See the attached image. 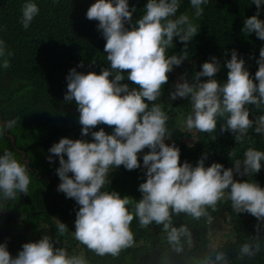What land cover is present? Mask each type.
<instances>
[{"label": "trees", "instance_id": "obj_1", "mask_svg": "<svg viewBox=\"0 0 264 264\" xmlns=\"http://www.w3.org/2000/svg\"><path fill=\"white\" fill-rule=\"evenodd\" d=\"M26 2L28 0H0V40L5 42L6 52L12 53L0 58V113L5 122L15 120L11 135L16 139L17 149L26 153L30 163L22 160V155L13 148L5 132L0 135V156L5 150L13 152L21 163H26L31 179L27 195L17 192L15 199H6L0 190V245L6 244L15 258L17 250H22L19 244L38 242L45 233H49L53 248L64 250L69 258L79 241L71 238L68 220L77 214L79 205L58 191L61 183L57 175L59 157L52 156L49 149L61 138L84 139L75 101L64 100L66 77L70 70L76 68L84 74H100L102 69H110V63L106 59V41L98 30V21L86 17L88 8L96 0H31L37 4L39 14L24 30L20 18L22 5ZM147 2L129 0L130 9L133 6L137 9L132 22L125 25L129 30L144 15ZM178 3L179 9L170 19L187 15L198 31L187 47L179 37H174L173 46L166 50V55L179 56L186 52L187 58L181 65L173 66L168 74L169 81L162 87L157 100L145 102L150 108L153 104L159 105L168 116L165 143L169 146L175 144L180 149L181 165L187 161L195 167L206 156V168L219 163L224 170L233 171L236 161H240L234 182L255 183L264 188V160L258 173H246L243 164L248 149L264 152V123L260 120L264 117V100L245 104L250 126L243 133L228 128L229 114L226 113L222 117L217 116V127L213 132L197 130L198 141L191 145L185 139L195 135L184 132L180 125V119L186 121L192 112L191 97H177L171 107L163 98L175 88L178 77L189 84L197 83L195 74L202 71L203 63L212 62L213 57L220 65V71L214 78L221 84L226 83L229 71L226 64L233 50L238 53L239 59L245 61V69L258 85L255 73L259 68L264 40H260L255 33L243 31L245 21L256 15L257 6L253 0H207L201 5L202 15L197 16L191 0H178ZM259 13L258 18L264 21V0ZM5 58L10 62L7 69L2 66ZM81 63L83 67H78ZM123 75L125 79L121 83L128 84L130 89L138 87L127 79L126 71ZM207 79L202 77L200 82ZM253 95L259 98L258 92ZM101 128L108 134L113 132V128L106 125H99L93 130ZM257 128H260L259 132ZM84 140L92 142L91 135ZM149 151L145 148L138 154L141 168L131 171L124 166L111 168L109 183L102 189L118 192L122 198L130 200L128 208L134 216L130 224L133 233L131 245L113 256L98 255L82 244L87 264H264V218H257L243 210L237 211L230 198V187L224 190V196L215 206H204L205 214L199 218L184 212L177 214L170 209L171 224L167 231L163 224L154 221L146 227L141 226L135 216V204L142 198L138 189L141 183L146 182L147 171L143 168V155ZM49 156H52V162H49ZM40 166L46 172L41 171ZM58 223L66 225L64 233L58 231ZM226 223L231 225L230 232L218 240V246L214 248L212 245L217 242L218 227L222 228ZM182 227L186 232L180 235L179 243L170 242L168 234L171 228ZM245 244L251 246L254 255L242 254L241 248ZM220 253H223L224 259L217 260Z\"/></svg>", "mask_w": 264, "mask_h": 264}, {"label": "clouds", "instance_id": "obj_2", "mask_svg": "<svg viewBox=\"0 0 264 264\" xmlns=\"http://www.w3.org/2000/svg\"><path fill=\"white\" fill-rule=\"evenodd\" d=\"M205 3L207 0H191L197 16L202 15L201 5ZM253 3L258 11L245 21L243 31L255 33L264 40V21L258 18L262 0H253ZM178 9V0H148L144 15L131 30L125 25L132 22L137 9L135 6L130 9L129 0H96L86 13L87 19L98 21V30L106 41L104 52L110 69L104 68L100 74H84L72 68L66 77L64 100L75 101L81 135L84 139L91 135L92 142L61 138L49 151L52 156L59 157L57 175L61 183L58 191L79 205L75 238L98 255L115 256L133 241L130 224L134 216L128 208L130 200L122 198L118 192L102 189L109 183L111 168L124 166L129 171L141 168L138 154L145 148L150 150L143 155L146 182L139 185L142 198L135 204V216L141 226L146 227L154 221L163 224L167 231L171 224L170 209L177 214L184 212L199 218L205 214L204 206H215L229 187L237 211L264 218V188L255 183L234 182L232 169L224 170L219 163L206 168V156L195 167L187 161L181 165L180 149L175 144L169 146L165 143L168 116L159 105L153 104L150 108L145 102L157 100L162 87L169 81L168 74L173 66L181 65L187 58L186 52L179 56L166 55V50L173 46L174 37H179L187 47L198 31L187 15L170 19ZM21 13L20 23L27 30L39 14V8L28 0L22 5ZM11 55L6 52L5 42L0 40V58ZM92 63L95 64V60ZM258 65L255 73L257 85L245 69V61L239 59L233 50L226 64L229 70L226 83L221 84L214 78L220 65L213 57L212 62L203 63L202 71L195 74L197 83L177 84L172 99L191 97L192 112L185 121L187 128L211 133L217 127V116L227 113L228 128L241 133L247 130L250 120L245 104L264 100V48L260 50ZM2 66L9 68V60L3 59ZM125 71L127 79L138 87L130 89L128 84L121 83ZM202 77H207V81L200 82ZM254 92L259 93V98L253 95ZM260 120L264 123V117ZM14 125L15 120L0 123V135ZM99 125L113 128L112 134L103 128L94 131ZM52 156L48 157L49 162H52ZM262 160L264 152L248 149L243 160L245 172L258 173ZM236 169L239 171L240 161H236ZM30 183L26 163H21L13 152L5 150L0 156V190L4 197L15 199L17 192L27 195ZM57 228L60 233L66 231L63 223H58ZM184 232L183 227L171 228L169 241L178 244ZM241 252L249 256L255 254L248 244L242 246ZM216 259H224L223 253ZM0 264L85 262L81 258H68L64 250L54 249L49 237L44 236L38 242L25 243L15 258L6 244L0 245Z\"/></svg>", "mask_w": 264, "mask_h": 264}, {"label": "rangeland", "instance_id": "obj_3", "mask_svg": "<svg viewBox=\"0 0 264 264\" xmlns=\"http://www.w3.org/2000/svg\"><path fill=\"white\" fill-rule=\"evenodd\" d=\"M179 83H184V81L181 78L178 77L177 81H176V85L179 84ZM175 91H176V86L169 94H166V95L163 96L166 105H168L169 107L174 105V103H175V101L177 99V98L176 99H172V93L175 92ZM180 125H181V128H182V130L184 132L191 133L192 135H195V137H193L191 139H185V142H187V143H189L191 145H195V143L198 141V136H197L198 131L196 129H188L187 126H186L185 120H183L182 118L180 119ZM40 170L46 172V170L42 166H40ZM237 176H238L237 169L235 168L233 170V179H234V181L237 180ZM60 201H62V199ZM76 218H77V214H74L68 220L69 221L68 222V230L72 232L71 238H74V239H76L75 238V231H76L75 220H76ZM56 220L58 222H60V218L59 217H57ZM230 229H231V225L228 224V223L224 224L222 228L218 227V232H217V235L215 237V240H217V242L212 245L214 248H216L218 246V240L223 239L225 234L226 235L229 234ZM32 236L35 237V238L38 237V235L35 236L34 234H32ZM44 236H48L49 237V233H45L43 235V237ZM29 239L32 240V238H29ZM25 243H31V242H22L19 245L22 247ZM19 251H21V250H17V255H18ZM73 257L81 258V259L84 260L85 264H87L86 260H85V254L83 252V245H82V243L80 241H79V244L77 245V247L75 248V250L73 251V253L71 252V254H69V258H73Z\"/></svg>", "mask_w": 264, "mask_h": 264}, {"label": "water", "instance_id": "obj_4", "mask_svg": "<svg viewBox=\"0 0 264 264\" xmlns=\"http://www.w3.org/2000/svg\"><path fill=\"white\" fill-rule=\"evenodd\" d=\"M0 105H1V100H0ZM0 123H7V122L4 121V118H3V116L1 115V113H0ZM11 129H12V128H11ZM11 129H10V130H8V129L5 130V133H6L7 138L10 139L13 148H14L16 151H18L19 154L22 155V160H24L26 163L29 164V163H30V160L26 158V153H24V152H22V151H19V150L17 149V147H16V139H15L14 136L11 135Z\"/></svg>", "mask_w": 264, "mask_h": 264}]
</instances>
